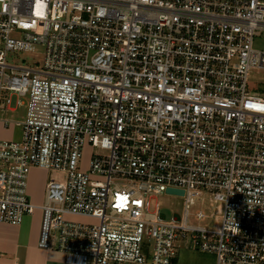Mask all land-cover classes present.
<instances>
[{
  "label": "built area",
  "instance_id": "1",
  "mask_svg": "<svg viewBox=\"0 0 264 264\" xmlns=\"http://www.w3.org/2000/svg\"><path fill=\"white\" fill-rule=\"evenodd\" d=\"M262 32L264 0H0V123L20 129L0 139V224L33 214L35 167L38 247L65 264H172L185 241L264 264V90L248 85ZM38 46L41 63L8 64ZM14 98L21 121L3 117Z\"/></svg>",
  "mask_w": 264,
  "mask_h": 264
},
{
  "label": "crops",
  "instance_id": "2",
  "mask_svg": "<svg viewBox=\"0 0 264 264\" xmlns=\"http://www.w3.org/2000/svg\"><path fill=\"white\" fill-rule=\"evenodd\" d=\"M0 128L3 131L9 129L5 128L2 123H0ZM15 133L16 130L14 129L10 138L0 139L15 140L17 138ZM44 172L46 173V171ZM46 183L43 188L42 199L32 202L36 206L33 214L25 217L20 226L0 224V264H65L64 254L58 251L41 250L38 247L42 222L40 206L44 203ZM29 189L30 186H28V193ZM214 263L213 254L197 251L193 244L188 241L180 243L178 255L172 261V264Z\"/></svg>",
  "mask_w": 264,
  "mask_h": 264
},
{
  "label": "rangeland",
  "instance_id": "3",
  "mask_svg": "<svg viewBox=\"0 0 264 264\" xmlns=\"http://www.w3.org/2000/svg\"><path fill=\"white\" fill-rule=\"evenodd\" d=\"M254 47L260 51H264V32H262L258 37L255 38ZM44 48L43 47H36L33 53H25V52H16V53H10L7 55V62L10 65H27V66H33L37 63H41V60L43 58ZM264 79V71H252L250 75V81L248 82L249 88L252 90H255L257 92H262L264 90V84L262 83ZM24 106L26 105L27 101L26 99H23ZM12 109L15 110V112H10L6 115H3L6 119L9 121H21L25 117V107L21 106L18 107L16 104V98H14L12 106ZM16 130L15 136L17 137L15 140H18L20 137V129L16 127H9L7 131H3L0 128V138L2 139H8L12 135V130ZM47 173V172H46ZM43 171H41L38 168L30 167L27 171L28 175V186H30L29 189V199L31 202L33 201H39L43 197V188L45 186V183L49 179V173L46 174ZM54 176V175H53ZM31 196V197H30ZM153 203H157L160 207L161 213L165 216L167 220H169L174 214L181 215L184 207V199L178 196H172L163 194L160 196H157L155 200H153ZM198 210H202L206 214H210L211 210L207 208L204 203L201 202L200 199H197L195 202V205L191 207L190 211L191 213H195ZM73 220L76 221H85L78 218H73ZM213 221H207L206 224L211 225Z\"/></svg>",
  "mask_w": 264,
  "mask_h": 264
},
{
  "label": "water",
  "instance_id": "4",
  "mask_svg": "<svg viewBox=\"0 0 264 264\" xmlns=\"http://www.w3.org/2000/svg\"><path fill=\"white\" fill-rule=\"evenodd\" d=\"M167 193L168 194H176V195H179V196L183 195L182 191H175V190H168Z\"/></svg>",
  "mask_w": 264,
  "mask_h": 264
}]
</instances>
